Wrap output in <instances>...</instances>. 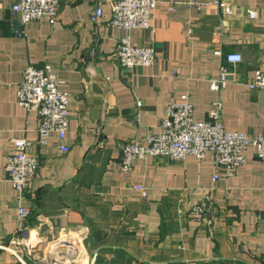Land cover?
<instances>
[{"label":"crops","instance_id":"0c3cea01","mask_svg":"<svg viewBox=\"0 0 264 264\" xmlns=\"http://www.w3.org/2000/svg\"><path fill=\"white\" fill-rule=\"evenodd\" d=\"M13 1L0 0V264H95L107 249L146 264H264V161L253 145L231 177L215 168L211 152L120 167L122 145L159 132L169 102L184 94L196 120L209 119L219 100L226 130L261 132L264 88L248 83L264 72V0H156L150 27L131 30L110 25L114 0H61L54 24L23 25ZM97 6L102 14L92 21ZM124 35L151 46L153 64L121 66L113 54ZM231 52L242 61L213 90ZM46 63L69 94L67 151L54 133L39 142L37 112L16 98L26 66ZM15 137L28 140L39 162L22 202L5 171ZM206 193L210 225L189 212Z\"/></svg>","mask_w":264,"mask_h":264},{"label":"built area","instance_id":"2783aa9c","mask_svg":"<svg viewBox=\"0 0 264 264\" xmlns=\"http://www.w3.org/2000/svg\"><path fill=\"white\" fill-rule=\"evenodd\" d=\"M215 3L220 5L218 0H215ZM155 5L156 0H114L111 4L112 17L109 23L121 30L149 28ZM60 6L61 0H14L11 10L17 17L16 24L23 25L31 20H46L54 24ZM224 7L228 13L232 12L230 7ZM247 12L252 18L256 16L254 10ZM101 14L102 9L97 6L90 19L96 21ZM14 32L17 35L22 34L15 25ZM113 55L125 68L149 66L155 59V52L151 46L137 45L126 35L119 38ZM225 61L229 66L222 64L218 76L210 81L213 90L219 91L234 77L233 66L242 61V56L238 52L227 53ZM58 84L59 80L49 63L42 67L29 64L23 71L16 90V98L21 107L37 112L40 119L37 128L39 142L47 143L49 136L54 133L57 135L61 150L67 151L68 147L63 142L68 128L69 94L58 89ZM248 86L250 89L264 88V72L261 69L255 71ZM213 105L209 119L196 120L193 116V104L188 95L184 94L178 99L171 100L166 116L160 122L159 132L122 145L120 167L129 170L134 159L146 156L184 161L188 156L201 159L206 153L211 152L215 168L231 177L244 162L243 152L249 145L255 147L257 157L264 161V127L253 138L244 132L226 130L220 113V101L216 100ZM12 144L13 151L6 158L5 171L17 198L22 202L39 162L35 156L27 153L28 140L15 137L12 138ZM219 176L218 172L214 173L212 180L216 181ZM211 203L212 196L206 193L190 207L189 212L197 220L210 225L212 218L208 213ZM18 215L20 218H26L29 215L28 207L20 203Z\"/></svg>","mask_w":264,"mask_h":264},{"label":"rangeland","instance_id":"374dc122","mask_svg":"<svg viewBox=\"0 0 264 264\" xmlns=\"http://www.w3.org/2000/svg\"><path fill=\"white\" fill-rule=\"evenodd\" d=\"M107 249L96 258L95 264H146L144 261H135L134 259L125 256L124 253L111 252Z\"/></svg>","mask_w":264,"mask_h":264},{"label":"trees","instance_id":"16d2710c","mask_svg":"<svg viewBox=\"0 0 264 264\" xmlns=\"http://www.w3.org/2000/svg\"><path fill=\"white\" fill-rule=\"evenodd\" d=\"M115 252H120V253H124L122 250H115Z\"/></svg>","mask_w":264,"mask_h":264}]
</instances>
